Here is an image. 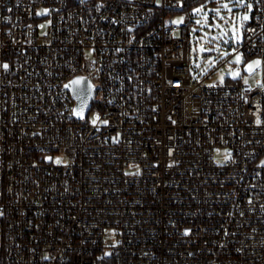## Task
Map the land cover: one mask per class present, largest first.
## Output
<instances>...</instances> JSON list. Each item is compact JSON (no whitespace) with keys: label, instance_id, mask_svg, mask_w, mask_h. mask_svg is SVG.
I'll use <instances>...</instances> for the list:
<instances>
[{"label":"built area","instance_id":"1","mask_svg":"<svg viewBox=\"0 0 264 264\" xmlns=\"http://www.w3.org/2000/svg\"><path fill=\"white\" fill-rule=\"evenodd\" d=\"M201 2L0 0V263L264 264V0L223 82L192 74Z\"/></svg>","mask_w":264,"mask_h":264},{"label":"rangeland","instance_id":"2","mask_svg":"<svg viewBox=\"0 0 264 264\" xmlns=\"http://www.w3.org/2000/svg\"><path fill=\"white\" fill-rule=\"evenodd\" d=\"M206 1L191 7L193 22L190 57L193 77L200 79L215 70L211 76L214 80L223 82L229 78H239L240 75L234 76V69L226 67L223 61L234 54L243 41L245 26L252 19L254 6L248 13L250 19L241 20L240 17L248 10L236 5L234 0H216L215 4L211 0ZM225 3L232 9L231 12L222 7ZM196 9L201 11L197 12ZM217 10H219L218 14ZM203 46L206 48L204 49ZM253 69L254 72L245 80L255 83L261 71L255 66Z\"/></svg>","mask_w":264,"mask_h":264},{"label":"water","instance_id":"3","mask_svg":"<svg viewBox=\"0 0 264 264\" xmlns=\"http://www.w3.org/2000/svg\"><path fill=\"white\" fill-rule=\"evenodd\" d=\"M205 49L206 47L203 46ZM80 79L82 82L79 85L71 83ZM66 85H69L67 89L71 92L72 96L76 100L74 108V114L77 118L86 117L89 109L92 106V100L95 94V86L93 81L86 76H76L69 80ZM79 113V115L77 114ZM0 243H1V231H0Z\"/></svg>","mask_w":264,"mask_h":264},{"label":"snow or ice","instance_id":"4","mask_svg":"<svg viewBox=\"0 0 264 264\" xmlns=\"http://www.w3.org/2000/svg\"><path fill=\"white\" fill-rule=\"evenodd\" d=\"M234 2H235L236 5H238V6H242V7H245V8L248 10L247 12H245L244 15H242V16L240 17V19H241V20H248V19H250V16L248 15V13L251 12V10H252V8H253V4L250 2V0H234ZM257 2H259V0H257ZM222 7L225 8V9H228L229 12L232 11V9L228 7V4H227V3L223 4ZM196 11L199 12V11H201V9H196ZM218 11H219V10H217V14H218ZM47 12H48V10L45 9V10H43V12L37 13V15H44V14H46ZM176 22L178 23L179 21H176ZM41 27H43V25H41ZM240 60H241V57H240L239 55H237V56L235 57V62H236V63H239ZM260 64H261V61H259V60L253 61L251 64H248V65H247V71L252 72L254 66H255V67H259ZM3 67H4V68H8V65H7V64H4ZM233 75H234V76H239L240 74H239V72H236V73H234ZM81 82H82V81H81L80 79H77V80H75V81H72L71 83L76 84V85H79V84H81ZM68 86H69V85H65V87H68ZM77 114L79 115V113H77ZM260 122H261V121L258 119V120H257V124H259ZM56 162H57V163H60V160L57 159ZM185 234H187V232H186Z\"/></svg>","mask_w":264,"mask_h":264},{"label":"trees","instance_id":"5","mask_svg":"<svg viewBox=\"0 0 264 264\" xmlns=\"http://www.w3.org/2000/svg\"><path fill=\"white\" fill-rule=\"evenodd\" d=\"M216 0H211V2L213 3V4H215L216 2H215ZM207 2V1H206ZM206 2H203V3H206ZM188 7H191L192 5H187ZM0 264H8V262L6 261V260H1V263Z\"/></svg>","mask_w":264,"mask_h":264}]
</instances>
